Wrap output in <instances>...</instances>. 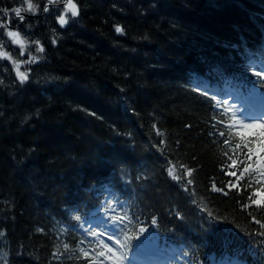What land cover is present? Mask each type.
Listing matches in <instances>:
<instances>
[{"label":"trees","instance_id":"16d2710c","mask_svg":"<svg viewBox=\"0 0 264 264\" xmlns=\"http://www.w3.org/2000/svg\"><path fill=\"white\" fill-rule=\"evenodd\" d=\"M74 2L78 16L66 27L59 11L22 27L47 56L25 80L0 60V264H93L66 216L93 184L123 169L133 173L141 210L166 221L168 233L198 234L204 220L195 208L204 201L226 228L259 233L264 206L250 184H235L225 144L251 143L191 81L232 72L240 51L264 43V0ZM24 3L0 0V8ZM45 72L73 79L35 83ZM36 108L41 116L21 124ZM202 244L211 248L208 237Z\"/></svg>","mask_w":264,"mask_h":264},{"label":"clouds","instance_id":"9594fccd","mask_svg":"<svg viewBox=\"0 0 264 264\" xmlns=\"http://www.w3.org/2000/svg\"><path fill=\"white\" fill-rule=\"evenodd\" d=\"M27 10V9H26ZM40 10V0H35L33 7L31 9L33 14H36L38 11ZM45 11H48V8L45 7L44 9ZM0 11H2L5 15L8 14V9L7 7H3L0 8ZM15 11V10H13ZM21 19H23V17H21ZM66 26V25H62ZM0 27H6L5 25H0ZM28 27H31V25H28ZM52 32L55 33L56 29L53 28ZM5 35H7V32L5 33ZM144 39H148L149 37L146 35L145 37H143ZM17 41L21 44V47L24 48L25 45L31 43V44H35V45H39L36 48V56H33V62H37V61H44L47 59V56L45 55L46 49L42 44V41L37 38L35 40H32L29 37H25L24 41H19V38H17ZM56 41H54L55 43ZM6 41H4L3 39H0V59L3 58H8L11 56V53L5 50V45ZM27 50V49H25ZM21 56L23 55V51L20 54ZM17 63H19V60L17 59ZM24 63H27V61H24ZM5 71H7V69H5ZM112 71H116L115 68L112 69ZM72 77L71 76H67V75H61L59 73H55V72H45L42 75H37L34 82L35 83H40V84H45V85H49V84H55V83H64V84H68L72 81ZM4 83V78L0 77V84ZM123 90V89H122ZM49 99H51V97H49ZM42 114V110L41 108H36L34 112H28L24 115L21 124H27L32 118L33 116L39 118ZM0 115H2V113H0ZM34 151V149H29V152Z\"/></svg>","mask_w":264,"mask_h":264},{"label":"rangeland","instance_id":"374dc122","mask_svg":"<svg viewBox=\"0 0 264 264\" xmlns=\"http://www.w3.org/2000/svg\"><path fill=\"white\" fill-rule=\"evenodd\" d=\"M47 3H51L56 5V7H58L60 9V24L61 25H66L68 24L72 18H74L77 15V7L76 5L71 1V0H46ZM33 7V3H30L28 5L29 9H32ZM1 20H0V25L1 24ZM11 26H14L15 23L10 22ZM7 28V29H6ZM0 30H2L4 32V34L7 32V37L11 39V41L18 47L21 48L20 53L23 51V55L21 57H19V63H17L16 61H13L11 59V57L8 58H3V59H7L9 61L12 62L14 69L18 75L19 78L24 79L27 77V73H28V66L31 62H33V56H36V48L39 45H25L24 48L21 47V44L17 41V38H19V41H24L21 38V35L19 34V32L17 30H15L14 28L10 27L8 28L6 27H0ZM27 49V50H25ZM26 55V57H25ZM23 57V58H22ZM25 57V58H24ZM24 61H27V63H24ZM261 103V102H260ZM237 110H242L243 109H239V106L237 105ZM244 113V112H243ZM263 123H249L247 124L248 127H260L263 126ZM260 197V196H259ZM264 197H260L258 200L263 201ZM169 257V256H168Z\"/></svg>","mask_w":264,"mask_h":264},{"label":"bare ground","instance_id":"6f19581e","mask_svg":"<svg viewBox=\"0 0 264 264\" xmlns=\"http://www.w3.org/2000/svg\"><path fill=\"white\" fill-rule=\"evenodd\" d=\"M45 7H46V6L42 7V10H41L43 14H47V13H51V12L54 13L55 11H59V9H57V8H49V7H47V8H48V11H45V10H44ZM59 12H60V11H59ZM240 36H243V35L240 34ZM243 37H244V36H243ZM253 37H254V36H253V34H252V37H251V38H253ZM232 43H233V44H236V45H239V44H238V41H232ZM248 43H249V42H248ZM255 43H256V42H255V39H254V40H253L251 43H249V44H255ZM238 48H239V47H238ZM107 189H108V188L104 186V188H102V190H101V193L103 194L105 191H107Z\"/></svg>","mask_w":264,"mask_h":264},{"label":"snow or ice","instance_id":"6c2138e0","mask_svg":"<svg viewBox=\"0 0 264 264\" xmlns=\"http://www.w3.org/2000/svg\"><path fill=\"white\" fill-rule=\"evenodd\" d=\"M261 221V220H260ZM261 223H264V221H261Z\"/></svg>","mask_w":264,"mask_h":264}]
</instances>
